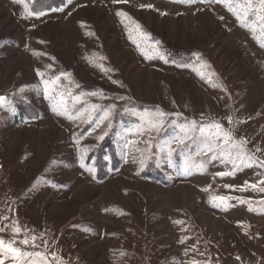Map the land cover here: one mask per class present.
Masks as SVG:
<instances>
[{
	"label": "rangeland",
	"instance_id": "1",
	"mask_svg": "<svg viewBox=\"0 0 264 264\" xmlns=\"http://www.w3.org/2000/svg\"><path fill=\"white\" fill-rule=\"evenodd\" d=\"M238 2L24 0L45 13L37 18L0 0V237L16 224L36 234L40 246L27 250L48 264H59L53 254L64 264H264V168L220 176L232 166L191 141L172 144L171 163L160 151L175 135L170 121L195 120L221 123L264 160V31L252 17L242 26L229 10ZM61 97L83 115H57ZM25 102L37 118H19ZM104 109L110 119L98 124ZM161 112L164 127L151 130ZM107 144L119 163L99 176ZM194 161L206 170L183 175Z\"/></svg>",
	"mask_w": 264,
	"mask_h": 264
},
{
	"label": "snow or ice",
	"instance_id": "2",
	"mask_svg": "<svg viewBox=\"0 0 264 264\" xmlns=\"http://www.w3.org/2000/svg\"><path fill=\"white\" fill-rule=\"evenodd\" d=\"M16 3H23L26 9L27 17L35 16L37 18L45 15L43 11L36 10H28V6L24 3V0H14ZM67 3H71L72 0H66ZM114 2H124L127 3L128 0H114ZM182 3H194L196 0H179ZM204 2V0H201ZM207 2L211 3L212 0H207ZM143 7V6H142ZM146 7L151 8L152 5H146ZM234 11L236 18L241 21L242 26H247L245 23L248 21L249 17H252L251 21L254 23L256 20L261 22V31H264V0H239L238 3L233 4L229 3V10ZM120 16H125L126 14L123 12L118 13ZM26 17V18H27ZM136 27H139L137 25ZM163 59V56L160 57ZM197 58L199 59V54H197ZM168 61L165 60V63ZM38 75L43 76V73H39ZM60 80V77H56L54 81L45 80V93H48L50 90V85L57 84ZM56 99L54 95L52 97ZM6 97L0 96V107L4 106V102L6 101ZM77 101L80 100V97H75ZM114 107V106H113ZM92 111L95 112L98 108L97 105L91 106ZM14 112V109L12 110ZM53 111L57 115H64L66 118L70 120L79 119L80 116L83 115V112H80L78 116H74L68 108L67 102L61 97L57 104L54 106ZM112 109H104L102 110V115L97 117L98 124L103 123L104 120L110 119ZM147 111V110H146ZM133 115H137L139 119L143 120L144 116L140 115L138 112L133 110ZM166 115L165 113H159L158 117L155 119H148L146 124L150 127L151 130L160 131L165 124V121L162 117ZM89 122H91V118H89ZM228 122L232 123L231 117L228 118ZM172 124L175 135L172 140L167 141L164 145L160 147V151L162 153H166L169 163H171L172 155L175 149L172 148V144L175 143L177 146H183L186 144V141H191L194 145H200L199 151L196 153L199 155L200 152H204L205 154L211 152L212 155L209 157V161L211 160H219L221 163L226 165H231V170L228 172H220L218 175H234L237 171H243L245 168H264V160H259L254 155L250 154L245 145L246 141L243 139L237 140L233 135L231 130H226L221 123L218 122H210V123H198L195 120H185L184 122L177 123L175 121H170ZM98 126V125H97ZM109 127L111 125L109 124ZM107 132H104L103 135L99 137L100 140L104 139V136L107 135ZM133 143L132 141L126 140L125 147L128 144ZM183 151V148H181ZM146 160L141 158L139 160V164L141 169L144 168ZM207 161H194L190 165L186 166L184 169L183 175L190 174V169H194L196 171H205ZM91 173V169H88ZM260 184H264V180L259 181ZM246 187H251L253 190L257 189V184L247 185ZM260 192H264V187L258 189ZM214 199H218L220 201H224V197H215ZM240 203H245V201L241 200ZM7 219V217H4ZM7 227V226H6ZM6 228H0V233H3ZM12 238L8 241H5L3 237H0V264H4V257H10L15 264H48L47 256L39 251H29L28 247L38 248L40 245L36 243L38 237L36 234H32L28 236L25 230L19 226L18 224L11 226ZM23 234L24 238L17 241L16 236ZM43 239L42 237H39ZM45 243H47L45 241ZM20 245H23L22 248ZM53 260L59 261V264H64L62 258L57 257L53 254Z\"/></svg>",
	"mask_w": 264,
	"mask_h": 264
},
{
	"label": "trees",
	"instance_id": "3",
	"mask_svg": "<svg viewBox=\"0 0 264 264\" xmlns=\"http://www.w3.org/2000/svg\"><path fill=\"white\" fill-rule=\"evenodd\" d=\"M38 7L44 8H58L62 6L65 0H37ZM19 118L21 119H35L37 118L38 111L32 107V105L21 103L19 105ZM119 163L117 151L111 144H107L100 148L95 160V166L97 167L98 175L104 176L107 174V167H117Z\"/></svg>",
	"mask_w": 264,
	"mask_h": 264
}]
</instances>
